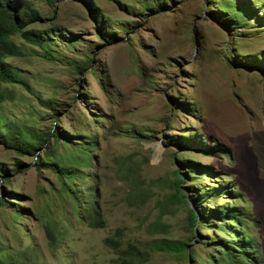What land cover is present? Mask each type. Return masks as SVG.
<instances>
[{
  "label": "rangeland",
  "instance_id": "374dc122",
  "mask_svg": "<svg viewBox=\"0 0 264 264\" xmlns=\"http://www.w3.org/2000/svg\"><path fill=\"white\" fill-rule=\"evenodd\" d=\"M90 1L28 0L43 46L9 37L27 88L0 82V113L38 149L0 144V264H122L128 243L149 253L134 264L216 263L224 222L264 264V0Z\"/></svg>",
  "mask_w": 264,
  "mask_h": 264
},
{
  "label": "trees",
  "instance_id": "16d2710c",
  "mask_svg": "<svg viewBox=\"0 0 264 264\" xmlns=\"http://www.w3.org/2000/svg\"><path fill=\"white\" fill-rule=\"evenodd\" d=\"M49 4L53 0H46ZM81 2L88 10H92V4L90 0H76ZM147 8H151L149 5H146ZM40 15L38 12L30 5L28 0H0V82H10L22 84L27 88L25 82L17 78L13 72L11 66L4 60L8 55H21V51L16 47V45L10 40V35L18 33L25 41L43 46L42 41L45 37L44 33L40 31H35L33 29H28L27 26L31 23L38 21ZM109 41H114V37H109ZM45 56L49 57L48 53H44ZM256 61V58L254 59ZM78 71H81L83 68L77 66ZM101 87H104V83L100 82ZM5 99V96L0 90V104ZM49 136H52L55 140H65L63 136H60L53 132L49 131ZM45 142V141H44ZM0 144L4 147L14 149L19 154H28L33 155L38 149V145L34 141H30L25 138L22 131L12 128L4 120L2 114L0 113ZM37 160L36 155L34 161ZM16 164L20 165V160L16 159ZM43 163V162H42ZM41 163V164H42ZM57 164L58 169L63 175H69L70 171L68 168L63 166L62 161L59 158L54 159L51 162H48V165ZM126 183L129 186V189H135L137 182L134 181V178H129V175L125 176ZM178 183H176V189L178 190ZM186 202V200H185ZM8 203L2 197H0V204ZM236 208H214L212 212L216 217L225 218L229 216V223H236L238 225L244 226L243 219L236 218L234 210ZM240 210V209H239ZM87 218L93 219V208L88 209ZM242 217L244 215L242 214ZM186 218L190 226H193L197 222L196 212L188 206ZM220 229L225 230L229 235V240H220L222 243L218 246L220 253L223 255L225 261L218 260L217 264H251L253 259L256 260V256L250 247V238L247 235L246 230L234 231L231 228L230 224H222ZM119 230H115L114 234L118 235ZM106 242L115 248L119 249V241L112 238H105ZM153 250L165 251V252H175L177 254L189 255L191 250L188 248V244L183 242L170 240L165 238H160L154 240L152 244ZM121 253L127 259L122 260V264H134V262H144L148 258V251L139 249L133 244H126V246L120 250ZM221 261V262H220ZM213 260L209 261L207 264H216Z\"/></svg>",
  "mask_w": 264,
  "mask_h": 264
}]
</instances>
